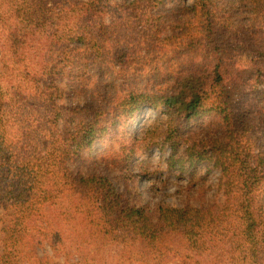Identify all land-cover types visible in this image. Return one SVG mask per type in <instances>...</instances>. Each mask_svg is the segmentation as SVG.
<instances>
[{"label":"trees","instance_id":"16d2710c","mask_svg":"<svg viewBox=\"0 0 264 264\" xmlns=\"http://www.w3.org/2000/svg\"><path fill=\"white\" fill-rule=\"evenodd\" d=\"M154 147L220 199L144 204L95 166ZM0 208V264H264V0H0Z\"/></svg>","mask_w":264,"mask_h":264},{"label":"rangeland","instance_id":"374dc122","mask_svg":"<svg viewBox=\"0 0 264 264\" xmlns=\"http://www.w3.org/2000/svg\"><path fill=\"white\" fill-rule=\"evenodd\" d=\"M72 81L68 79H63L61 81L62 86L67 89L71 88ZM78 100V97L73 99ZM159 111L145 110L141 112L138 116L140 120L135 124V133H141L142 129L145 128L149 119L157 116ZM209 120L195 121L191 123L192 129L195 131L201 130V125H206ZM131 122L123 121V123L117 128L113 129L111 136L106 138L103 142L99 143L96 150L90 154H86V157L91 158L92 156L98 155L105 148H110L113 140L122 133L132 134ZM168 149L161 151L159 147H154L152 149H141L135 156L133 160L134 165H139L142 160H146L150 165L146 166L147 173L145 171L139 170L137 167L133 168L134 173L129 178L125 179L121 175V171L117 168H111L109 165L103 161L97 162L98 168L104 173L109 174L113 177L118 187L125 190L127 187H132L136 190L139 200L141 203L155 205L157 203H165L172 206H183L187 203L201 204L203 202H213L220 199V194L216 192V182L219 178L220 171L215 168L214 165L208 163L202 164L198 167L197 174L202 173L203 177L206 178V183L202 184L201 181L198 182L194 188H190L185 178L180 177L179 172L171 173L167 168L158 167L168 156ZM91 163L86 161H81V164L75 163L76 167H84L86 170L95 166H85L83 164ZM210 165V166H208ZM201 167L203 170H200ZM184 177L188 178L189 173H185ZM201 184V192H195V189H199ZM3 210L0 208V213Z\"/></svg>","mask_w":264,"mask_h":264}]
</instances>
